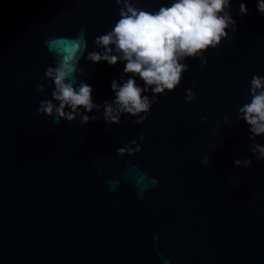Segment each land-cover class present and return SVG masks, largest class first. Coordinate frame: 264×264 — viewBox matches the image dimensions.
Returning <instances> with one entry per match:
<instances>
[{"label": "water", "instance_id": "95a60500", "mask_svg": "<svg viewBox=\"0 0 264 264\" xmlns=\"http://www.w3.org/2000/svg\"><path fill=\"white\" fill-rule=\"evenodd\" d=\"M132 2L153 11L170 0ZM245 3L241 18L233 0L234 43L208 53L207 67L188 61L182 85L143 125L125 117L115 127L95 110L88 126L33 113L51 98L44 72L54 60L44 41L82 28L88 48L76 81L91 84L97 104L113 99L110 83L124 65L86 57L102 51L93 41L118 19L116 0H0V264H264V163L233 166L255 143L236 121L243 92L264 75V17L255 0ZM225 115L230 123L215 128ZM133 139L142 151L118 156ZM132 165L158 181L143 199L124 178ZM107 179L120 181L115 191Z\"/></svg>", "mask_w": 264, "mask_h": 264}, {"label": "clouds", "instance_id": "9594fccd", "mask_svg": "<svg viewBox=\"0 0 264 264\" xmlns=\"http://www.w3.org/2000/svg\"><path fill=\"white\" fill-rule=\"evenodd\" d=\"M116 3L120 6L118 19L110 30L93 41L102 51L90 52L86 57L94 64L124 65L121 81L110 83L113 99L104 101L103 105L97 104L91 84L76 81L77 67L88 48L86 30L82 28L76 35H55L44 41L54 60L44 72L52 89L51 98L42 100L33 116H46L53 122L70 124L79 117L80 124L88 126L98 122L96 115H89L95 110L101 113L105 125L120 127L125 117L143 125L159 98L175 92L182 85L184 75L191 67L188 61H199L202 68L207 67L208 53L216 51L225 42L234 43L239 32L238 19L232 10L233 0H170L153 11L137 7L132 0H116ZM255 8L258 15L264 17V0H255ZM248 14L245 0H240L238 16L244 18ZM36 91L43 92L44 85L37 84ZM243 96L247 99L238 108L236 121L247 126L248 140L255 143L248 148L249 158L233 161L237 169L250 168L252 157L256 162L264 163V143L257 142L264 141V75L254 74ZM196 98L191 88L185 89L186 104H192ZM201 123H207V120L201 117ZM229 123L230 118L225 115L223 120L216 121L215 128ZM104 130L108 132L109 128ZM138 139L143 142L145 136L141 134ZM136 143L133 139L117 148V155L140 153L141 145L132 147ZM208 161L209 157L205 156L201 163ZM124 178L134 182L140 199L158 183L136 165L126 170ZM106 183L110 191H115L120 181L107 179ZM154 240L158 243V238Z\"/></svg>", "mask_w": 264, "mask_h": 264}]
</instances>
